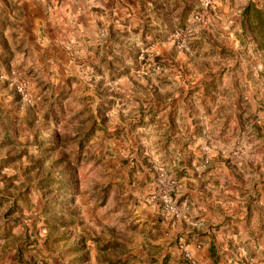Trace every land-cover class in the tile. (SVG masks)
<instances>
[{
	"label": "rangeland",
	"instance_id": "rangeland-1",
	"mask_svg": "<svg viewBox=\"0 0 264 264\" xmlns=\"http://www.w3.org/2000/svg\"><path fill=\"white\" fill-rule=\"evenodd\" d=\"M155 1L165 12L163 20L171 23L172 30L166 36L157 25L150 24L153 17L160 19ZM225 2H218L208 25L197 26L187 50H179L172 35L188 25L198 9L197 1L147 0L145 7L141 3L142 15L135 18V27L129 26L130 18L119 20L115 10L110 38H104L101 45H88L83 52L74 49L73 54L60 57L56 53L50 75L47 70L52 65L45 58V74L16 64L0 76L8 88L0 92V264H22L21 259L27 264H75L74 258L82 261L78 264H109L107 258L116 264H143L144 230L139 220L149 212L150 205H159L154 187L149 189L148 185L153 174L156 183L157 173L163 170L153 158L148 162L141 157L145 152L144 134L152 128L146 125L150 119L145 120V106L156 94L164 96L169 88L190 86L198 73L213 72L212 82L217 80L216 86L227 90L221 101L227 102L223 114L231 139L226 143L232 147L229 163L246 158L247 148L264 128L258 124L264 113V50L259 47L254 51L258 40L264 42V23L259 16V21L251 25L245 10L254 5L264 17V0L238 2L246 28L240 33L242 48L237 52L242 60L235 63L236 54L230 53L215 71L197 61L202 58L204 44L196 42L203 33L207 37V27L216 25L219 6ZM114 3L123 4L121 0ZM211 32L220 40L215 31ZM62 62L67 72L57 71V63ZM155 66H160L159 73L154 71ZM14 71L29 83L32 104L23 103L11 86ZM68 74L72 75L66 79ZM209 79H200L193 86L202 85L207 91ZM204 98L201 101L207 102V96ZM239 101L243 102L241 109L229 108ZM87 132L92 136L82 149L80 141ZM49 136H59L63 145L43 143ZM206 148L210 154V145L204 152ZM63 162L75 172L76 181V194L67 197L71 200L67 210L76 213L64 215V220L73 223L66 232L49 228L47 220L56 217L43 214L45 195L39 187L45 178L59 177ZM54 196L55 192L49 198ZM14 205L19 208L17 212L12 210Z\"/></svg>",
	"mask_w": 264,
	"mask_h": 264
},
{
	"label": "crops",
	"instance_id": "crops-1",
	"mask_svg": "<svg viewBox=\"0 0 264 264\" xmlns=\"http://www.w3.org/2000/svg\"><path fill=\"white\" fill-rule=\"evenodd\" d=\"M240 1L226 0L221 4L217 28L207 27V37L203 33L196 42V45L204 44L202 58L197 61L215 71L230 53L236 54L235 63L242 60L241 56L237 57L242 48L240 33L245 28L243 8L238 6ZM114 2L0 0V76L16 64L45 74V58L52 65L47 70L49 74L54 71L56 53L60 57L73 54L74 49L83 52L88 45H101L104 38H110L115 10L119 20L130 18L129 26L135 27V18L142 15L141 3L145 7L147 0H121L123 4L116 5ZM160 8L155 1L154 9L160 19L153 17L150 24L157 25L159 32L166 36L172 27L163 20L165 12ZM62 63H57V71L67 72L65 62ZM212 74L208 70L198 73L190 86L169 88L164 96L156 94L149 106H145L148 113L145 120L150 119L146 125L152 128L144 134L145 152L141 157L148 162L153 158L159 169L179 179L178 197L180 202L188 201L190 210L184 218L175 220L161 209L159 199V205H150L149 212L139 220L144 230L143 264H264V128L255 143L247 148L246 158L229 163L232 147L226 143L231 139L223 114L227 102L221 101L227 90L216 86L217 80L212 82ZM69 75L72 74L66 75V79ZM208 78L211 81L207 83V91L202 85H197L199 89L195 91L193 84ZM6 83L0 79V92H7ZM205 96L207 102L201 101ZM242 107L243 102L239 101L229 108ZM259 119L258 124L264 126V113ZM206 145L211 147L210 154L204 152ZM154 177L153 174L148 185L153 190ZM186 252L194 263L186 259Z\"/></svg>",
	"mask_w": 264,
	"mask_h": 264
},
{
	"label": "built area",
	"instance_id": "built-area-1",
	"mask_svg": "<svg viewBox=\"0 0 264 264\" xmlns=\"http://www.w3.org/2000/svg\"><path fill=\"white\" fill-rule=\"evenodd\" d=\"M198 9L191 15L187 26L174 31L172 38L179 50H187L188 45L194 38L197 26L208 25L211 16L216 14L217 4L220 0H196ZM154 71L159 73L160 66H155ZM11 86L25 104H32L33 97L29 88V83L16 71L10 76ZM208 152V148L205 149ZM207 163V159H206ZM180 182L168 176L164 170H159L156 176L154 199L160 200L161 209L175 220H180L189 212L190 205L187 200L180 202L179 195ZM186 259L194 263L190 253H185ZM252 262V260H250Z\"/></svg>",
	"mask_w": 264,
	"mask_h": 264
},
{
	"label": "trees",
	"instance_id": "trees-1",
	"mask_svg": "<svg viewBox=\"0 0 264 264\" xmlns=\"http://www.w3.org/2000/svg\"><path fill=\"white\" fill-rule=\"evenodd\" d=\"M263 12L258 10L254 5H249L245 10V16L247 17V21L249 20V23L251 25H255V20L259 19L260 16L261 23H264V17H262ZM259 21V20H258ZM246 29V28H245ZM246 32V30H245ZM257 48L254 49L255 52L258 51V48L261 47L264 50V42L261 40H258ZM55 120V119H54ZM45 135V134H44ZM92 134L91 132H87L83 136V140L80 141V148H84L87 143L89 142ZM43 143L47 145H57L62 146L63 143L59 139V136H49L46 138ZM65 167L62 168L60 171L59 177H47L44 180H42L39 183V187L44 189V195H45V202H46V208L43 211V214H47L49 216H55L56 218H50L49 228L51 229H60L64 230L63 232H66L68 229H70L71 225L73 224L72 221H66L63 219L64 215H73V213H76L72 210H67L68 205H71V200H69L67 197L69 195L76 194V181H75V172L69 171V165L66 162H63ZM68 173H70V176H68ZM66 176V177H64ZM56 193V196H54L53 199L49 198V196L53 195V193ZM21 199V198H19ZM14 202L16 204L17 200ZM12 210L14 212H17L19 208H17V205H14ZM52 225V226H51ZM120 245H116L115 247H119ZM121 247V246H120ZM76 249H80L79 245L75 246ZM83 250V249H82ZM78 252V250H76ZM84 255V254H83ZM107 262L109 264H116L113 259L107 258ZM73 263L78 264L82 261L79 258H74ZM21 262L23 264H27L24 260L21 259Z\"/></svg>",
	"mask_w": 264,
	"mask_h": 264
}]
</instances>
